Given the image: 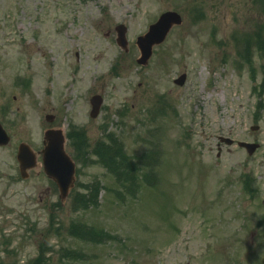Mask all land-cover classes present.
I'll return each mask as SVG.
<instances>
[{
	"label": "rangeland",
	"instance_id": "obj_1",
	"mask_svg": "<svg viewBox=\"0 0 264 264\" xmlns=\"http://www.w3.org/2000/svg\"><path fill=\"white\" fill-rule=\"evenodd\" d=\"M170 10L184 23L139 64L137 38ZM0 120L12 136L0 147V264H264V0H0ZM51 127L75 130L67 150L87 210L73 211L79 196L60 200L41 157L19 176L18 146L40 151ZM220 137L261 147L250 157ZM102 146L124 155L128 182ZM251 171L253 200L240 179ZM78 225L98 234L81 239Z\"/></svg>",
	"mask_w": 264,
	"mask_h": 264
},
{
	"label": "water",
	"instance_id": "obj_2",
	"mask_svg": "<svg viewBox=\"0 0 264 264\" xmlns=\"http://www.w3.org/2000/svg\"><path fill=\"white\" fill-rule=\"evenodd\" d=\"M181 23L182 18L176 12H166L161 15L158 22L150 27L149 32L139 38L138 44L142 53V57L139 59V63L147 64L150 57L152 56L153 46L155 44L163 42L172 27L174 25H180ZM118 30L120 33V43L122 45H126V28L120 26ZM185 78V75L182 76L180 79L177 80V83L179 82L180 84H183ZM100 104V97H96L93 99V105L95 106L92 112L93 116H96L98 114ZM9 141V136L0 124V144H8ZM229 142L231 143L232 141ZM46 143L47 147L44 158L47 173L50 175L51 178L57 180L61 190V197L65 199L69 193L70 188L74 186L75 164L64 151V140L63 137H61V131H47ZM240 145L250 147V153H252L255 148V145L252 144L240 143ZM19 157L21 158L22 169L23 173L25 174L24 170L35 165V155L31 152V149L28 145L23 144L20 148Z\"/></svg>",
	"mask_w": 264,
	"mask_h": 264
},
{
	"label": "trees",
	"instance_id": "obj_3",
	"mask_svg": "<svg viewBox=\"0 0 264 264\" xmlns=\"http://www.w3.org/2000/svg\"><path fill=\"white\" fill-rule=\"evenodd\" d=\"M110 139L116 143V139H114L112 136H110ZM102 144H104L106 147H107V151L108 153H110L109 150L110 149V145H107L105 142H102ZM98 151L100 152L99 155L102 157V158H108V162L109 163H106L104 162V166L107 165V168L108 170H112L111 172L115 175H117V178L119 181H122L123 179L126 178L127 182L129 181V179L132 177V176H128V174L126 172H124V169H129L128 167L122 165V164H118L119 160H117V158L119 159H123L124 155L123 154H113L112 157H110L107 153H105V150H104V146H102V148H99ZM121 153V152H120ZM111 154V153H110ZM127 163V162H126ZM132 169V168H131ZM134 169V168H133ZM132 169V170H133ZM128 176V177H127ZM132 180V179H131ZM133 183V182H132ZM131 183V185H132ZM130 185V186H131ZM130 190V189H129ZM78 194V193H77ZM75 195V199L78 198L79 195ZM88 194H83L82 196H79L81 197L80 199V205H77L76 202H75V206H74V203H73V211L75 212H79L81 210H87L88 208H90V203H89V199H88ZM74 201V199H73ZM79 226V227H78ZM78 226H73L74 229H75V235L77 237H81V239H84V240H88V241H93L92 237L93 236V233L96 232L98 234L97 231H95L94 228H84V227H81L80 225ZM42 257V256H41ZM44 257V256H43ZM43 257L42 258H39L37 259V262H35L34 264H48L47 261H44L43 260ZM78 259H80V257H78ZM77 259V260H78Z\"/></svg>",
	"mask_w": 264,
	"mask_h": 264
},
{
	"label": "flooded vegetation",
	"instance_id": "obj_4",
	"mask_svg": "<svg viewBox=\"0 0 264 264\" xmlns=\"http://www.w3.org/2000/svg\"><path fill=\"white\" fill-rule=\"evenodd\" d=\"M110 34H111V31L109 32L108 35L110 36ZM116 41H117V39H116ZM66 53H67V56L70 55V53L68 52V50L66 51ZM75 57L78 59V61H80V54H79L78 52H76ZM75 70H76L77 72H79L80 67H76ZM22 74H23V75H20V79L16 80L15 83H16V85H18V84L21 85V84H22L23 87L26 88V86H27L29 80L31 81V77H30V74H29V70H28V69H25V70L23 69V73H22ZM77 83H78V79L76 78V73L73 72V78L71 79L70 87L75 86ZM30 85H31V84H30ZM28 86H29V85H28ZM68 90H69V89H68ZM53 117H54V118H53V121H52V122H53V123H57L58 118L56 117V115H53ZM71 124H72V123L69 122L68 125H71ZM257 191H258V187H257V180H256V184H255L254 188L251 189V190L249 191V198L253 200V198H255V194L257 193ZM254 200H255V199H254ZM263 203H264V202H263Z\"/></svg>",
	"mask_w": 264,
	"mask_h": 264
}]
</instances>
